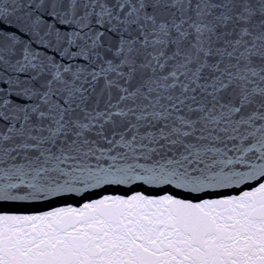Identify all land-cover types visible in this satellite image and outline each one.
I'll return each instance as SVG.
<instances>
[{
    "label": "snow or ice",
    "instance_id": "obj_1",
    "mask_svg": "<svg viewBox=\"0 0 264 264\" xmlns=\"http://www.w3.org/2000/svg\"><path fill=\"white\" fill-rule=\"evenodd\" d=\"M0 264H264V0H0Z\"/></svg>",
    "mask_w": 264,
    "mask_h": 264
}]
</instances>
